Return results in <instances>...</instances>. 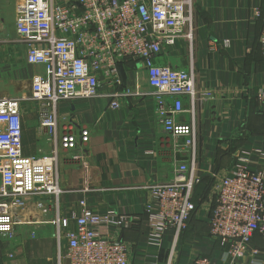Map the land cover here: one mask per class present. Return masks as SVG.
Masks as SVG:
<instances>
[{"label": "crops", "instance_id": "1", "mask_svg": "<svg viewBox=\"0 0 264 264\" xmlns=\"http://www.w3.org/2000/svg\"><path fill=\"white\" fill-rule=\"evenodd\" d=\"M21 1L0 0V96L24 99L23 146L26 141L36 147L24 153L43 156L56 146L42 126L41 105L29 99L33 78L44 67L28 63L29 45L16 30ZM193 4V40L179 36L174 46L165 47L157 63L195 72V99L183 95L187 111L173 117L190 123L194 113L199 173L202 185H207L212 172H230L245 158L251 160V169L264 167V45L260 41L264 0H193ZM226 40L228 46L223 44ZM121 66L126 79L120 70L121 81L103 86L100 96L60 106V132L65 126L78 133L81 127L90 131L87 144L80 142L71 150L58 146L60 216L70 218V228H75L82 202L98 212L128 215L129 225L112 228V235L128 245L132 264H189L198 257L216 264H264V235L253 236L241 259L233 258L228 246L212 236L211 190L181 235L167 230L160 246L150 242L158 208L149 186L170 182L178 164L189 163L191 146L189 137H174L165 129L160 102L140 62L130 59ZM111 93L123 95L111 98ZM174 100L164 97L163 106L171 109ZM115 101L118 108L112 105ZM51 201L47 196L24 198L26 214L52 219L54 210L43 211ZM34 226L36 237L28 231L32 227H24L29 236L19 231L13 241L27 240L24 235L33 238L42 251L35 264H59L55 225ZM2 238L0 264H26L23 259L8 262ZM62 262L66 264V259Z\"/></svg>", "mask_w": 264, "mask_h": 264}, {"label": "built area", "instance_id": "2", "mask_svg": "<svg viewBox=\"0 0 264 264\" xmlns=\"http://www.w3.org/2000/svg\"><path fill=\"white\" fill-rule=\"evenodd\" d=\"M193 21V0H22L19 3L16 30L29 45L27 61L44 67L33 78L29 99L41 105L42 126L56 148L49 155H26L24 99L0 96L1 237L13 241L19 231L24 232V227H32L28 231L34 238L35 224L51 223L56 227L59 264H63V258L66 264H132L128 245L112 235V228L129 225L128 215L118 211L98 212L82 202L79 215H75V228L71 229L70 218L59 214L58 202L63 193L58 146L71 150L90 139L87 127H81L78 133L65 126L60 132L61 104L100 96L103 86L121 81L120 65L130 59L140 62L147 71L152 94L160 102L165 129L174 137H189L187 145L191 146L189 163L178 164L170 182L149 186L158 208L150 242L160 246L165 231L174 230L178 237L189 227L196 209L193 197L202 182L196 124L194 113L190 123L177 122L173 116L187 111L183 95L195 99V72L160 65L157 58L165 47L174 46L179 36L193 40ZM260 41L264 45V19ZM223 44L230 43L226 40ZM166 96L175 98L171 109L163 106ZM112 105L119 107L117 101ZM250 162L245 158L230 172H212L211 234L228 246L236 259L248 253L256 233L264 235V167L251 169ZM34 196L52 199L43 208L45 213L55 211L52 219L40 220L36 214H26L24 198ZM14 258L15 253L9 252L8 259ZM189 264L216 263L208 257H198Z\"/></svg>", "mask_w": 264, "mask_h": 264}, {"label": "rangeland", "instance_id": "3", "mask_svg": "<svg viewBox=\"0 0 264 264\" xmlns=\"http://www.w3.org/2000/svg\"><path fill=\"white\" fill-rule=\"evenodd\" d=\"M27 150H30V151L36 150V147H35V145L28 144L26 141H24V151L26 152ZM25 232L27 233V235L29 234L27 231H24L22 234H25ZM0 238H2V237L0 236ZM23 238H28L27 240L25 239L27 241L26 243H24L25 240L22 242L20 240H17V241L5 240L4 244H5V246H7V248L5 249V252H6V254L8 251L15 253V258H14L15 262L14 263H17V262H19V260L23 259L26 264L31 263V262H32V264H35L39 260L38 258H40V255H42V251L36 245L37 243H36V241H34L33 238H29L25 235ZM2 239H4V237ZM2 246L3 245L0 242V248H2ZM63 250L65 251V247H63ZM6 260H8V259H6ZM8 262H12V261H8Z\"/></svg>", "mask_w": 264, "mask_h": 264}, {"label": "trees", "instance_id": "4", "mask_svg": "<svg viewBox=\"0 0 264 264\" xmlns=\"http://www.w3.org/2000/svg\"><path fill=\"white\" fill-rule=\"evenodd\" d=\"M202 182H203V180H202ZM202 182L198 185V187L196 189V192H195V195L193 197V201H194V203L196 205V208L202 202V200L204 199V197L207 194V192L208 193L210 192L211 184L213 182V178L209 179L207 185H202ZM195 211H196V209H195Z\"/></svg>", "mask_w": 264, "mask_h": 264}, {"label": "water", "instance_id": "5", "mask_svg": "<svg viewBox=\"0 0 264 264\" xmlns=\"http://www.w3.org/2000/svg\"><path fill=\"white\" fill-rule=\"evenodd\" d=\"M120 70H121V74H122L123 78L126 79L125 71L121 65H120Z\"/></svg>", "mask_w": 264, "mask_h": 264}]
</instances>
